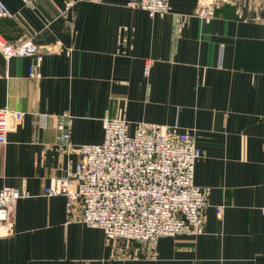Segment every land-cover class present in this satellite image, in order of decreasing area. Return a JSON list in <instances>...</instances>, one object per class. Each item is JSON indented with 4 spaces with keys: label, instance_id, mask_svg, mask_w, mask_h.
Here are the masks:
<instances>
[{
    "label": "crops",
    "instance_id": "1",
    "mask_svg": "<svg viewBox=\"0 0 264 264\" xmlns=\"http://www.w3.org/2000/svg\"><path fill=\"white\" fill-rule=\"evenodd\" d=\"M4 2L1 37L42 59L36 78L32 57L0 53V109L25 113L0 144V190L32 195L2 223L0 264H264V0H213L209 23L198 0H170L162 17L127 0ZM105 117L193 134L201 235L161 237L152 251L107 240L67 215L65 197L42 195L80 145L102 141Z\"/></svg>",
    "mask_w": 264,
    "mask_h": 264
},
{
    "label": "built area",
    "instance_id": "2",
    "mask_svg": "<svg viewBox=\"0 0 264 264\" xmlns=\"http://www.w3.org/2000/svg\"><path fill=\"white\" fill-rule=\"evenodd\" d=\"M34 8L36 0H21ZM213 0H198L197 15L205 23L213 18ZM72 3L67 2L65 9ZM127 6L162 17L170 0H127ZM59 12L63 10L59 9ZM0 0V18L10 17ZM0 53L32 57L29 76L38 78L42 54L30 42L14 46L0 35ZM149 72L148 66L144 73ZM25 116L23 111L0 109V144ZM103 139L78 147L81 156L62 178H53L42 189L45 197H65V211L88 227L100 229L107 240L136 242L155 249L161 237L203 233L205 192L194 184L196 161L201 151L192 133H173V126L139 123L130 132L122 119H102ZM26 188L4 186L0 190V233L3 221L12 218L17 200L31 197ZM223 206L216 207L218 215Z\"/></svg>",
    "mask_w": 264,
    "mask_h": 264
}]
</instances>
